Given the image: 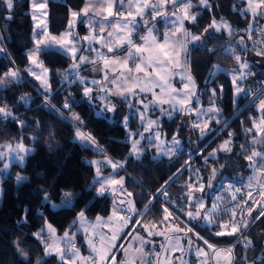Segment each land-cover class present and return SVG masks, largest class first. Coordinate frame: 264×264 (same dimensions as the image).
Masks as SVG:
<instances>
[{"label":"trees","instance_id":"16d2710c","mask_svg":"<svg viewBox=\"0 0 264 264\" xmlns=\"http://www.w3.org/2000/svg\"><path fill=\"white\" fill-rule=\"evenodd\" d=\"M32 1L41 0H13L11 9L6 7L4 0H0V79L3 80L0 83V107H6L12 113L8 118L0 117V145L22 143L33 149L22 166L10 165L9 174L0 168V264H61L57 255L45 256L42 232L49 224L58 235L73 233L81 212L87 220L105 218L110 214L112 199L99 193L100 184L97 182L98 167L100 179L113 169L108 160L123 165V169L117 166L115 173L125 178L124 188L132 194L131 208H134L130 211L131 208L127 207L130 224L118 243L116 259L120 260L121 245L132 233H140L150 241L147 253L159 251L158 238L149 236L145 226L161 225L164 218L162 203L208 242L224 246L230 244L236 234L218 236V228L203 223L202 216L190 219L185 214V210H190L186 173L189 166H199L207 210L210 197L224 182H245L253 174L255 167L249 166L250 161L246 157L254 148L264 151V144L252 143V136L242 130L240 124H249L250 117L255 118L259 113L257 108L259 101L264 99V91L247 106H244L248 99L245 93L250 84L264 80V65L256 66L245 47L233 51L228 48L229 40L239 36L235 31L230 35L224 31L209 34L200 44L192 45L188 50L187 68L195 90L189 108L196 111L170 113L150 110L147 115L156 121L155 128L161 135L168 138L175 135L182 140V148L169 157H157L154 146L144 141L137 158L130 154L131 144L126 131L121 128L126 117H129L132 127V124L137 125L131 111L135 99H112L115 104L113 113L97 115L96 108L88 104V97L81 94L80 86L61 85L70 59L61 53L51 54L53 50L39 55L49 70V93H41L35 81L26 76V51L35 44L29 13ZM43 1L48 9L46 36L64 32L69 13L80 10L84 3V0ZM239 5L237 0H214L213 12L224 16L225 21L236 29L248 19V15H241L236 10ZM208 25L209 21L200 17L192 31L204 32ZM82 33L84 27L79 24L74 39L80 38ZM244 55L249 61L248 74L237 85L245 92L237 95L227 71L237 70L240 62L235 57ZM14 68L23 75L20 83L5 77ZM66 100L70 102L68 108L64 107ZM210 107L219 109V112H208ZM73 114L80 120H74ZM198 116L213 120L208 122L206 136L201 129L192 128ZM77 127L91 134L96 144L86 146L85 142L75 140ZM225 141H230V151L221 150L220 146ZM213 152L215 157L210 155ZM18 174L23 176L22 181L17 180ZM211 178L215 181L213 186L208 185ZM65 193H72V197L65 199ZM52 203L57 207L53 208ZM245 234L250 241L249 249L236 247L233 264H264V216L258 217ZM79 241L80 236L76 235L75 243ZM148 261H151L149 255ZM189 263L196 264V259L190 258Z\"/></svg>","mask_w":264,"mask_h":264},{"label":"snow or ice","instance_id":"6c2138e0","mask_svg":"<svg viewBox=\"0 0 264 264\" xmlns=\"http://www.w3.org/2000/svg\"><path fill=\"white\" fill-rule=\"evenodd\" d=\"M116 0H102V3H100L97 7L96 15L99 16L101 13H106V15L103 16L104 20H108L109 17H113L116 15H123V12H116L114 11V4ZM4 3L8 9H11L13 7V0H4ZM121 9L124 8L125 3H128L129 10L127 11V15L123 16L124 23L121 24L119 22H116L114 24H109V27H113L116 30V33H124V35H117L115 40V49L112 45V43H105L103 47L107 48L108 52H113L114 50L117 51V55L114 57H108L105 55H102L98 53L99 58L103 61L104 69H108V66L116 65L120 69V74L117 76L115 75L116 69H111L113 73V78L111 80H108V71H105L104 80L107 81L109 85L112 87H99L100 82L99 81H93V84H96L98 86L99 91H105L108 92L111 95H119L122 98L125 99V101L128 100L129 95H137V89L139 92L144 91H150L154 97H156V101L160 104L164 103H170L171 101H176V103L180 105H184L187 99L189 98V94H186L184 97H177V96H171L170 98H161V95L155 91L156 88L160 89V93H165L169 89L172 92H176L177 89L173 88L170 84V80L173 76L179 75L181 77V80H187L190 83H192V87H195L194 81L192 80L191 75L187 71V57L189 54L187 43L189 42V37L191 41H200L201 36L199 35H192V33L184 28L183 20L180 19V17H176V19L179 21V26L172 31V35L169 36L168 32H164L163 34H154L152 28H148L147 34L144 36L139 37L140 43L135 42L132 39V34L136 30V25L129 22V17H134V13L131 11V7L133 6V0H119ZM168 3H171L174 7L172 10V15L175 16V13L177 10L181 11L184 14V19L190 20L192 22H195L196 16L195 15H189V10L192 7L191 0H157V3L153 4L150 3V0H139V2H136L134 4V7L136 9L137 14L143 13L145 8H151L152 9V18L155 19L158 15H163L164 13L162 11H158V7H165ZM201 4L207 5V0H200ZM249 8L253 12V14H256V10L264 7V0H248ZM44 5H40V7H43ZM83 14L87 15L89 12V7L86 6L83 10ZM79 15V13L72 12V16L75 18ZM147 23V21H145ZM39 27V25H37ZM91 27V23H90ZM97 27H99V30L101 33L105 30V25L103 23H98ZM210 27H213L216 29V31H220V26L216 24L215 21H213V24L210 25ZM224 27H228L226 24ZM93 33L95 32V29H92ZM182 31L184 34V39L182 40H176L172 37L176 36L177 32ZM207 31V29H205ZM230 34V29H229ZM72 32H66L61 37L56 36H50L47 37L48 42L45 43L44 39L35 38L36 43V49L32 51L29 54V59L33 65H35L36 68H40L42 71L40 74H37L32 69H29V71L32 72V75L36 76L37 79L41 80L42 87H44L45 91H48L50 89V83L47 78L48 69L44 67L42 62L38 61V57L40 53L44 50L41 48V45H44L45 49H52L53 55L60 54L61 52L63 54L71 53V56L73 60H76V52L78 51L77 48L74 46L75 43H78L79 41H72L69 40L68 37L72 36ZM40 37H45L46 33L41 32L39 33ZM109 37L113 36L112 32L108 33ZM162 36V38H160ZM84 40H89V36L83 37ZM92 40H96L97 36L93 35L91 37ZM99 39H103L102 36L99 37ZM56 45H59V48H55ZM71 45V46H70ZM127 45L126 48V54L123 56H120L118 53V49L121 47H124ZM2 51V49H0ZM258 55H261L262 53H257ZM235 59L239 62L241 58L239 56H236ZM129 61L132 62L134 66H129ZM92 63L95 64L96 60L92 59L89 60L88 57H85L83 55L80 56L79 62H74L71 69V74L74 77H79V72L77 69L79 68L81 63ZM240 67L242 69H247L248 65L246 63H241ZM142 74V75H141ZM6 76H12L16 77L17 73L15 71L9 72L5 74ZM64 79H68V73H64ZM240 78H243L241 75ZM236 78H233V83H235ZM79 82L81 84H84V80L80 79ZM0 83H3V80L0 79ZM184 89H188L189 85L188 83H185L183 85ZM93 91L91 87H85L84 88V96L89 97V94ZM241 92H245V90L242 87L236 88V93L239 95ZM247 95V93H245ZM102 99H106V97H102ZM140 103H144L143 100L140 101ZM70 106L69 101H65L64 107L68 108ZM147 107V105H145ZM175 107V105H173ZM105 109L107 111H114L115 105L111 104L109 102L105 105ZM180 110H183L181 108ZM259 110L261 112H264V99H261L259 101ZM189 113L196 111L195 109H189ZM219 112V109L210 108L208 109V112ZM204 113H201L203 115ZM12 116V113L7 110L6 107H0V117L8 118ZM74 120H80V117L76 114H73ZM207 120H201L199 116L197 117V120L194 121L193 126L201 129L203 132V129H206L208 127ZM82 123V121H81ZM155 123V121H149V127ZM217 123H219V120H217ZM254 127L258 134H264V118H262L258 123L256 121H253ZM249 132L252 131V129L248 130ZM76 138L80 141L85 142L86 146L95 145L96 141L95 138L89 134L82 131L80 128L77 127L75 132ZM231 135V134H230ZM155 139H160L159 134H155ZM173 142L175 144H178L179 141L173 137ZM260 143L264 144V140L259 141ZM138 143V142H137ZM137 143L133 144V153L139 158L141 150L138 149ZM253 143H257V141L254 139ZM161 144H163V141H161ZM230 141H225L221 146V150L224 151H230ZM0 147H4L3 145H0ZM30 151V149L26 148L22 143L17 144L15 148H13L11 145H7V152H0V159H4L8 156L9 153L15 152L16 157L18 160H23V156L20 155V153H24L25 155ZM170 152L173 150H169ZM168 154V153H165ZM213 157H215V152L211 153ZM253 157H259L260 161L264 162V153L258 152L256 150H252V153L250 156L246 157L249 161L253 160ZM98 163V162H93ZM108 163L111 164L113 169L117 168V163H113L111 160H108ZM122 166V165H119ZM9 167L8 163L4 164V169H7ZM264 172V170H262ZM213 174H215V169H213ZM97 182L100 184L99 193L103 194L105 192V185H121L123 184V180H116L112 177L102 178L100 179V169L97 168ZM21 177H17V180H20ZM197 184H199V181H197ZM211 186V185H209ZM249 187L251 186V178L249 181ZM264 187V185H262ZM189 192L187 195L191 199H195L191 197V190L194 188L199 191H203V184H199V187L196 188V185L189 184L188 185ZM232 190V186L229 185V189ZM240 192L239 188H235L232 194V199H236L235 193ZM128 196H131V193H127ZM163 195L167 196V192L163 191ZM252 193L249 192L248 196L251 197ZM66 197H70V193H65ZM260 196L264 198V192L260 193ZM47 199V197H45ZM217 200H220V197L216 198ZM121 203H124V201H121ZM129 204H131V201H129ZM147 207V206H146ZM205 203L203 199L195 200V203H189V208L191 210H185V214L190 219H197L201 217L202 211L205 209ZM130 211H134V208H131ZM164 218L163 220H168L169 216L172 214L168 211L167 208H164ZM220 209L217 204H213L211 206V209L207 212H204V218L207 220L209 217H212L214 213L219 212ZM232 216L234 217L236 215L235 209H232ZM249 214L251 213V209L248 210ZM117 213L114 211L113 215H116ZM260 215L264 216V211L260 213ZM84 213H80V217H83ZM101 218H97V221H99ZM123 219V217H122ZM130 219V217H128ZM128 219H124V224L126 225L128 223ZM140 221H137V224H139ZM163 223V221H161ZM231 224V228L229 231H219L216 233L218 236H224V235H235L237 232L240 231L241 227L247 228V223L244 224H233L231 222V218L227 222L221 223L219 226L223 229H229V225ZM97 225H92L91 227H97ZM152 227H156L155 224L152 225ZM49 232H50V239L52 242L50 244H45V254L46 255H52L55 254L58 256V258L61 261V264H75L77 260H80L82 264H116V256L114 253H112L111 249L115 247L114 243H109L108 247H105V241L106 237L104 234L99 235V246L94 244L91 239L88 240L89 247L91 250V253L94 255H89L88 257H84L80 254L79 249L75 247V244L73 242V237L69 235L68 232H65L64 236L62 238H55L54 233L55 230L51 228V225L48 226ZM145 229L148 230L147 226H145ZM87 229H85L86 231ZM192 229H188V231H191ZM175 231H181L179 228H175ZM157 235L163 236L164 233L158 232ZM149 235H152L151 232H149ZM37 238L39 239V234H37ZM116 235L113 234L110 237V241L116 240ZM136 239L141 241L140 247L136 248L135 251L138 253H141L144 256L149 255V253H144L143 251V245L146 241H144L143 237H140L137 235ZM166 239H168L166 237ZM250 243V241H249ZM169 244H171V240H169ZM205 244H208L207 241H205ZM129 248H132L133 246L131 244L128 245ZM208 247L213 250V256L214 259L217 261V264L220 260L225 261V264H233L234 257L232 255L233 249L227 248V249H217L213 245L208 244ZM65 248L71 249L69 253L65 252ZM121 248H123V245H121ZM162 252L155 253L154 255L157 258V264H163V262L159 261V257L162 255H165L167 252V247L165 245H161ZM180 250V249H178ZM22 255H26L22 252ZM197 256H204L207 257V253L204 252L202 249H199L196 252ZM109 256L111 259L109 260ZM39 264V262H38ZM122 264H135V259H128L127 258V252H126V258L124 261H122ZM140 264H152V261H145L141 260ZM167 264H171V262H167ZM203 264H208V262L205 260Z\"/></svg>","mask_w":264,"mask_h":264},{"label":"crops","instance_id":"0c3cea01","mask_svg":"<svg viewBox=\"0 0 264 264\" xmlns=\"http://www.w3.org/2000/svg\"><path fill=\"white\" fill-rule=\"evenodd\" d=\"M155 1L157 3V0H150V3L155 4ZM192 1H194V0H192ZM136 2H139V0H133V6L131 7V11L134 13L135 19H133L132 17H129V22L136 25V30L132 34V39L137 43L141 42L139 40V37L147 34L148 28H152L154 34H163L164 32H166V30L168 28V34H169V36H171L172 31L174 29L172 27V24L176 23V21H175L176 17H180V19L183 20L184 28L189 30V31L190 30L192 31L193 25H195L197 19L200 18V16H196L195 22H192L190 20L184 19V14L182 12H181L182 17L180 15V13H177V12L175 13V16H173L172 10H173L174 6L171 3H168L165 7H162V8L159 7L158 11H162L164 14L158 15L159 20H156V18L153 19L152 14L149 13V10L151 8H145L142 15L137 14L136 9L134 7V4ZM100 3H102V0H84V3L82 5V7L80 8V10L71 11L69 13V18H68L66 30L64 32H62L59 35H49V36H45V37L39 36V39H44L45 43H47L48 42L47 37L56 36L59 38L63 34H65L66 32H72L73 33V35L68 37V39L72 40V41H77V40L79 41L78 43H75V45H74L78 50L76 52V60L75 61L73 60L71 53L63 54L61 52V54L65 55L66 57H68L70 59V63H71L65 71V73H68V80H69L68 83L69 84H76V85L80 86L81 87V94L83 96H84V88L86 86L91 87L93 89V91L89 94V96L91 99V104L96 108V114L97 115H104L105 113L108 112L111 115L113 111H107L105 109V105L108 104L110 100L112 101V99H124V98H122L119 95H111L105 91H99L98 86L96 84H93L92 82L93 81H99L100 82L99 87H112L111 85H109L107 83L106 80H104L105 71H108V80H111L113 78V73H112L111 69H113V68L116 69L115 75L118 76L120 74V69L116 65L110 64L108 66V69H104L103 61L99 58L98 53L105 55V56H108V57H114L117 55V51L114 50L113 52H108L107 48L103 47V45L105 43H112V45L115 49L116 36L117 35H124V33L117 34L116 30L113 27H109L108 25L110 23L114 24L116 22L123 24L124 23L123 16L127 15V11L129 10V5H128V3H125L124 8L121 9L119 0H116L113 10L116 12L122 11L123 15H116L113 17H109L108 20H104L103 16L106 15V13H101V15H99V16L96 15L97 7ZM178 3H179V0H178ZM43 5H44V3H43ZM46 6L47 5L43 6L44 9L38 8L40 6H38L37 2L33 1L30 4L29 13L32 17H34V15L35 16H36V14L39 15V12H41L42 15H44L43 17H46L47 13H48V9ZM86 6L89 7V12L87 15L83 14V11H82ZM194 9H195V7L192 8V10H194ZM72 12L79 13V15L74 18L72 16ZM189 15H195V14L192 11L191 12L189 11ZM145 21H147V23H145ZM90 23H91V27H90ZM98 23H103L105 25V30L103 33H101L99 30V27H97ZM79 24H81L84 27V33L81 34L80 38L74 39V36L76 34V30H77V27ZM93 28L95 29L94 33L92 31ZM109 32L113 33L112 37L108 36ZM182 34L183 33H176V36H174L172 38L176 39V40H181ZM93 35L97 36L96 40L91 39V37ZM85 36H89L90 39L84 40L83 37H85ZM100 36H102L103 39H99ZM191 46L192 45L190 44V42H188L187 43L188 50ZM41 48L44 49L41 53L52 50V49H45L43 44L41 45ZM55 48H59V45H56ZM126 48H127V45L118 49V53L120 56H123L126 54ZM35 49H36V43L34 44V46L32 48H30L26 51V56L28 58V65L25 67V74L27 77H29L33 81H35V83H36L35 85L41 93L47 94V93H49V90L45 91L44 87H42L41 80L37 79L36 76L32 75V72L29 71V69H32L37 74H39V72L34 68L33 64L31 63V61L29 59V54L32 51H34ZM88 49L91 51L90 54L87 52ZM81 55L88 57L89 60H92V59L96 60V63L95 64L88 63V62L81 63L79 68L77 69V71L79 72V77H74L71 74L72 65L74 62H79V58ZM129 66H134L131 61H129ZM13 71H15L17 73L16 77L6 76V75H5V77L9 81L14 82V83L22 82L23 75L17 69H15V68L11 69L7 73L13 72ZM187 71H188V68H187ZM188 73H189V71H188ZM80 79L84 80V84H81L79 82ZM185 83H188V85H189L188 89H184L183 85ZM170 84L173 88L177 89L176 92H172L169 89L165 93H160L159 88H156L155 91L161 95V98H170L171 96L184 97L186 94L191 93L184 105H180V104L176 103V101H174V100L171 101L170 103L160 104L158 102H155L156 97H154L150 91L146 90L144 92H139V90L137 89V93H138L137 95H129L128 96V99H130V100L135 99V101L133 102V104H131V106L132 107H139L142 110L141 113L143 115H148L150 110H157V111H161V112L168 111L170 113L180 112L183 110L188 111L190 109L189 103H190V100L194 94L195 87L193 88L192 83H190L189 81L181 80V77L179 75L173 76L170 80ZM102 97H106V99H108L107 102H104L106 99H102ZM141 100H143L144 103H140ZM145 105H147V107H145ZM173 105H175V107H173ZM181 108H183V110H180ZM126 137H127V139H129L128 134L126 135ZM75 140L80 141L76 138V135H75ZM28 148L30 149V151L26 155L23 153L24 154L23 160H22L23 163H24L25 158L28 155L33 153V149L31 147H28ZM138 149L141 150L142 146H139ZM130 154L136 156L135 154H133L131 152V149H130ZM23 163L22 164L15 163V164L22 166ZM115 170L116 169H111L110 173L105 178L112 177L116 180L122 179L123 184H122V186L119 184H117V185H105L104 194L112 199V206H111L112 208H111L110 214L105 218L99 217V218H101L99 221H97L98 217L94 218L93 220H87L84 216L80 217V215H79L77 218V221H76V227L74 229V232L73 233L68 232L69 235L71 237H73V242L75 244V247L77 249H79L80 254L84 257H88L89 255H94L93 253H91V250L90 251L87 250L88 248H87L86 242H88V240L91 239L94 244L99 246V235L100 234H104L105 237L107 238L105 241V247H108L110 242L115 244V247L112 248L111 251H112V253L116 254V251L118 250V243H119L120 239L122 238V236L124 235V233H126L127 227L130 224L129 219H128V223L126 225L124 224V218L122 219L123 213L128 212V209L123 207V206H119L115 203L114 198L116 197V198L123 199L126 202L127 207H129V208L132 207L131 196L127 195L128 192L124 188L125 178L123 176L117 175V173H115L116 172ZM10 172H11L10 169L5 170V173H7V174H9ZM16 178H17V175H16ZM0 198H1V194H0ZM129 201H131V204H129ZM114 211L117 213L116 215H113ZM97 224L99 226L91 227L92 225H97ZM211 226L215 227V225H211ZM147 228H148L147 234L149 235V232H151L152 235H149V236H154L153 232L151 231L152 227L147 226ZM85 229H87V230L85 231ZM113 234H115L117 238L115 241H110V237ZM76 235L80 236V241L78 244L75 243ZM137 235H139L140 237H143L140 233H132L128 236V239L123 244V248H120L121 258H120V260L116 259V264H122V261H124L126 258V252H127V258L128 259H130V260L135 259V264H140V261L142 259L145 261H148V255L144 256L141 253H138L135 251V249L139 248L140 244H141V241L136 239ZM143 238H144V241H146L143 245V251H144V253H147L146 247L150 241L145 237H143ZM159 243H161V241ZM129 244H131L133 247L129 248L128 247ZM83 249H85V251H83ZM70 250L71 249H67V251H65V252L69 253ZM194 258L196 259V263L199 262L198 258H196L195 255H194ZM108 259L110 260L111 257L109 256ZM204 259L208 262L207 257H204ZM204 261H201L202 264ZM75 264H82V262L80 260H77L75 262Z\"/></svg>","mask_w":264,"mask_h":264},{"label":"rangeland","instance_id":"374dc122","mask_svg":"<svg viewBox=\"0 0 264 264\" xmlns=\"http://www.w3.org/2000/svg\"><path fill=\"white\" fill-rule=\"evenodd\" d=\"M57 1H60V0H57ZM237 1L240 5L238 7H236V10L241 15H244V16L248 15V17H250L251 19L257 15L259 9L256 10V14L254 15L253 12L251 11V9L249 8L248 0H237ZM34 2H37L38 6L42 5L43 3H44V5H46V3L43 0L34 1ZM155 3H156V1H155ZM191 4H192V7L189 10L190 12L192 11L195 14V16H200L204 20L209 21V25L206 28L207 31H204L201 33H194L190 30L192 35L201 36L200 41H191V39L189 37L188 39H189V42L191 45L200 44L203 41V39L206 38L209 34L219 33L221 31H224L226 34L230 35L235 31V28L233 26H231L225 20L221 19V16L218 13L209 11L207 9L206 5L200 3V0H194V1L191 0ZM194 7H195V9H194L195 11L192 10V8H194ZM38 8L44 9V7H38ZM158 9H159V7H158ZM151 11H152V9L149 10V13H151ZM176 12L180 13V15L182 17L181 11L177 10ZM43 16L44 15H42L41 12H39V15L36 14V16L34 15V17L31 16L32 21H33V35H32L33 38L34 37L36 38L37 36H39V33L46 31V27H47L46 19L47 18L43 17ZM155 18H156V20H159L158 16ZM175 21H176L175 24L171 23L172 27L174 29H176L179 26V21L177 19H175ZM213 21H215L216 24L218 26H220V31H216L215 28L210 27V25L213 24ZM225 24L228 27H224ZM37 25H39V27H37ZM229 29H230V34H229ZM166 32H168V28H167ZM177 33H183V32L180 31ZM182 39H184V34L181 35V40ZM244 47L246 48V45L242 41L241 37H239V36H234V38L229 40L228 48H230L232 51L235 50L236 48L239 49V48H244ZM241 57H243V58H241ZM240 58H241V60L239 61L240 64L246 63L249 67V61L247 60L246 56L245 55L240 56ZM251 60H254V61H252L254 64L259 65V63L255 62L256 61L255 58L252 57ZM38 61L42 62L40 60V58H38ZM258 61L260 62V66L262 67L264 65L263 64L264 62L262 60H258ZM33 66L40 74L42 70L40 68H36L35 65H33ZM217 70H218V67L216 68V71ZM227 73L231 77L232 82H233V78L234 77L236 78V81H235V83H233V85H234V92H235V94H237L236 88L240 87L237 85V82L244 80V78L248 74V68L242 69L239 65L237 70H229V71H227ZM241 75L243 76V78H240ZM47 78H48V74H47ZM109 102H111V104H114L111 100ZM257 109L259 111L257 117H255V118L250 117L251 122H249V124L248 123L247 124H240V128L242 130H245L246 132L250 133V135L252 136V143H253L254 139L257 141V143H259V141H261V140H264V134H258L255 127H254V123H253V121H256L258 123L262 118H264L263 112H261L259 110V105H258ZM131 111L134 114V118H136L135 122L141 128L138 129V126L135 124H132L133 125V127H132L131 122H129V117H126L123 120L121 128L124 131H126V133L129 135L128 140H129V143L131 144V152L132 153H133V144L138 142L137 147L139 148V146L142 145L141 143L144 141L148 142L150 144V146H152V145L154 146L152 148L155 150L157 157H169V156L173 155L174 153L178 152L182 148V145H183L182 140L177 138L175 135H173L169 138L166 135H161L160 131L155 128V125H156L155 123H153L151 125V127H149V121H155V120L153 118H151L150 116L143 115L141 113L142 110L139 107H132ZM201 120L203 121L204 119L202 118ZM211 121H213V120L210 119L209 123ZM262 127H264V126H262ZM192 128L195 129L196 127L192 126ZM249 129H252V131L249 132L248 131ZM207 133H208L207 129H203V136H206ZM155 134H159L160 139H155ZM173 137H175V139L179 141L178 144H175L173 142ZM161 141H163V144H161ZM257 143H255V144H257ZM1 145H3L4 147H0V152H7V145H11L13 148H15L17 144L4 143ZM25 147L28 148L27 146H25ZM169 150H173V151L170 152ZM165 153H168V154H165ZM20 155L23 156L24 154L20 153ZM253 160L255 161V163L250 161L249 166H254L255 168H258L260 165V162H261L259 157H255V158H253ZM0 162H2L0 164V168L4 172H5V170H9L10 165L13 164L14 162L20 163V164L23 163L22 160L17 159L15 152L9 153L8 156L5 157L4 159H0ZM5 163L9 164V167L7 169H4ZM199 169H200L199 166H196V167L194 166L193 168L189 166L188 171L186 173L188 185L189 184L196 185V188L199 187V184H203V186H204L203 191L196 190L195 188L193 190H191V197L195 198V199H191L190 197L188 198V202H191V203H195V200H198V199H203V201L205 203V199L203 198L204 191H205V185H204V183H202V177L200 175ZM18 176L21 177V179L18 181H22L24 179L22 175L18 174L17 177ZM254 178H256V176H254ZM197 181H199V184H197ZM208 185H211V186L215 185L214 179L211 178ZM1 192H2V189L0 187V194H1ZM188 192H189V190H188ZM70 194H71L70 197L64 196V198L65 199L71 198L72 193H70ZM52 207L56 208L57 204L52 203ZM244 208L245 207H240V206L231 208V210L235 209L236 215L234 217L232 216V211L227 210V211L221 212L220 215H218V216L209 217L207 220L204 218V212L208 211L205 208L202 211L201 216H202L203 223L215 225V227H217L219 231H229L231 228V224L229 225V229H223L219 225L223 222L229 221L230 218H231V222L233 224H241V225L244 223H247V225H249V223L253 220L255 214H248L247 212H244L240 218L237 217L238 212L241 210H244ZM209 210H210V208H209ZM162 221H163V223H161V225L151 228V231L153 232L154 236L158 238L157 242L161 241V243H158V246H157L159 251H157V249H156V250H151V252L149 253V256L151 257L152 263L157 264V258L154 254L162 252L163 250L161 248V245H165L167 247V252L165 255H162L159 257V261L163 262V264H167V262H169V261L171 262V264H190L189 259L194 257V255L199 260V262H197L196 264H202L201 261L205 260L204 256H197L196 252L199 249H202L204 252H207V251H206V248H204V246L201 243L200 236L193 230L188 231V229L190 227L188 226L187 223L183 222L179 217L171 215V216H169L168 220H166V221L162 220ZM48 226H49V224H46L45 230L42 232V235L45 236L43 238L44 244H50L52 242V240L50 239V232H49ZM51 228L54 229L52 226H51ZM175 228H179V229H181V231H175ZM241 229H246V228L241 227L240 230ZM161 231L164 233L163 236L156 234V233L161 232ZM64 234L65 233L58 235L55 232L54 237L55 238H62L64 236ZM228 236H232V235H228ZM166 237L168 239H166ZM169 240H171V244H169ZM86 245L88 248L87 250L90 251L89 243L86 242ZM67 249L68 248H65V251H67ZM178 249H180V250H178ZM52 255H55V254H52ZM45 256H49V255L45 254Z\"/></svg>","mask_w":264,"mask_h":264},{"label":"built area","instance_id":"2783aa9c","mask_svg":"<svg viewBox=\"0 0 264 264\" xmlns=\"http://www.w3.org/2000/svg\"><path fill=\"white\" fill-rule=\"evenodd\" d=\"M213 1L214 0H207V9L211 12L214 11L213 7ZM152 14V11L151 13ZM221 19L225 20L224 16H221ZM236 34H238L246 44V52L250 53L251 58H255L257 63L259 65L255 64L256 66H260V62L258 60H262L264 62V7L260 8L258 10V13L256 16H254L252 19L248 17L247 21L244 23V25L236 27L235 29ZM88 53H91V51L88 49ZM257 53H262L261 55H258ZM254 61V60H252ZM264 64V63H263ZM261 67V66H260ZM250 75L253 74L252 71L249 73ZM69 80L63 79L61 81L62 86H66ZM264 91V80L263 81H255L254 83L250 84L247 94L248 99L244 106L249 105L252 101L257 99L262 92ZM45 101H48V98L44 97ZM68 101V100H67ZM70 103V102H69ZM127 138V137H126ZM254 150L264 153V151H260L257 148H254ZM118 166L122 165L117 163ZM120 169H123V165L119 166ZM264 162H260V165L258 168H255L253 174L250 176L251 178V186L249 187V181L250 178L245 182H232V181H226L222 184L220 188H218L210 197L209 200V208L211 209V206L215 203L218 205L220 211L217 213H214L213 216L220 215L221 212L231 210L233 207H245L244 210H241L238 212L237 217L240 218L241 215L244 212H247L249 214V209H251L250 214H255L253 220L249 223L248 227L246 229H241L239 232L236 233V237L233 239V241L228 245H216L213 243L208 242L204 238H201V243L206 248L207 258H208V264H217V261L214 259L213 256V250L208 247V244L213 245L217 249H227L232 248L233 252L232 255L234 257L233 263L235 262V248L240 247L242 250L249 249L250 243L247 240L246 237V230L249 228V226L258 218L260 217V213L264 211V198L260 196L261 192H264ZM256 176V178H254ZM229 185L232 186V190L229 189ZM235 188H239L240 192L235 193L236 199H232V194ZM251 192L252 195L249 198L248 193ZM220 197V200H217L216 198ZM155 198V197H154ZM162 206L164 208H167L168 211L173 215H175L166 205L162 203ZM122 217L124 219L129 217V213L125 212L123 213ZM205 241L208 242V244H205ZM218 264H225V261L220 260Z\"/></svg>","mask_w":264,"mask_h":264},{"label":"water","instance_id":"95a60500","mask_svg":"<svg viewBox=\"0 0 264 264\" xmlns=\"http://www.w3.org/2000/svg\"><path fill=\"white\" fill-rule=\"evenodd\" d=\"M87 102H88L89 105H92V104H91V99H90V98L87 99ZM114 199H115V203H116L117 205H119V206H123V207L127 208L126 202H125L123 199L116 198V197H115ZM121 201H124V203H121Z\"/></svg>","mask_w":264,"mask_h":264}]
</instances>
